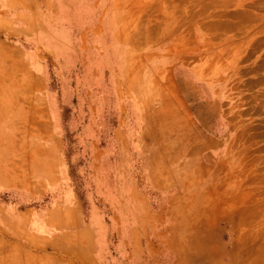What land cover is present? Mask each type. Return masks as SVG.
Returning <instances> with one entry per match:
<instances>
[{
    "label": "rangeland",
    "instance_id": "1",
    "mask_svg": "<svg viewBox=\"0 0 264 264\" xmlns=\"http://www.w3.org/2000/svg\"><path fill=\"white\" fill-rule=\"evenodd\" d=\"M0 264H264V0H0Z\"/></svg>",
    "mask_w": 264,
    "mask_h": 264
},
{
    "label": "crops",
    "instance_id": "2",
    "mask_svg": "<svg viewBox=\"0 0 264 264\" xmlns=\"http://www.w3.org/2000/svg\"><path fill=\"white\" fill-rule=\"evenodd\" d=\"M49 187H50L49 188L50 195L48 196H50V199L49 201H47L45 205L35 206V207H28V206L21 207L23 208L21 209V212L27 213L31 232L35 233V235L37 236H45V235L53 236L56 234H61V235L68 234L70 233V231L59 232V230H57V226L52 225V222L57 216H59L57 215V213H58V209H60L61 211H65V213L70 212L72 215H74V218L76 216L77 218L76 224H80V217L78 219V214H80V211L78 205L73 202L76 198L74 189H72L68 183L64 185V182H58L57 184H54L52 187L51 186ZM51 211H53L54 213L52 217L49 216V213ZM50 219L51 220L53 219V221H51ZM33 221L36 222L37 225L35 224L33 225ZM83 228L84 227H82V229Z\"/></svg>",
    "mask_w": 264,
    "mask_h": 264
}]
</instances>
